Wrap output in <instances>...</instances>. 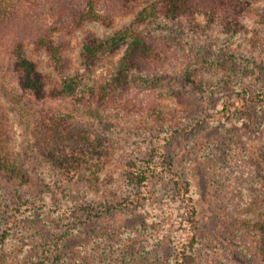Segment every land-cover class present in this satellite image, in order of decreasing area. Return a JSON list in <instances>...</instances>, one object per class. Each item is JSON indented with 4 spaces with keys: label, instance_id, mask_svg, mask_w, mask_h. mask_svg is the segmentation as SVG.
<instances>
[{
    "label": "rangeland",
    "instance_id": "1",
    "mask_svg": "<svg viewBox=\"0 0 264 264\" xmlns=\"http://www.w3.org/2000/svg\"><path fill=\"white\" fill-rule=\"evenodd\" d=\"M251 1L234 24L199 13L147 28L170 43L171 58L136 69L114 102L101 100V85L131 41L107 46L88 67L84 37L109 36L153 0L113 9L114 24L91 20L62 35L64 74L80 77L74 96L41 100L5 63L0 97L29 175L23 186L0 176V235L9 229L0 264H264V0ZM28 51L47 88L61 82L45 49ZM47 112L66 116L58 140L80 145L77 157L87 151L79 162L101 165L51 166L34 139ZM175 179L197 207L193 245Z\"/></svg>",
    "mask_w": 264,
    "mask_h": 264
},
{
    "label": "trees",
    "instance_id": "2",
    "mask_svg": "<svg viewBox=\"0 0 264 264\" xmlns=\"http://www.w3.org/2000/svg\"><path fill=\"white\" fill-rule=\"evenodd\" d=\"M134 1L136 0H0V87L8 81L11 68V71H15L17 83L41 100L49 102L52 99L74 96L80 77L64 74L65 52L70 48V44L68 40L62 39V35L74 33L91 20L102 21L108 25L114 24L113 9L122 10ZM153 1L142 10L135 22L115 30L109 36L98 37L90 31L84 37L82 55L88 67L107 46L121 41H131L120 67L101 85L102 101H116L119 93L131 85L132 73L136 69L150 64L158 67L170 60L173 50L170 43L158 33L150 34L147 28L153 29L155 25L156 31H163L167 28L168 21L176 20L183 15L194 18L199 13L208 15L210 23L219 20L222 24H234L239 20V16L247 11L246 4L252 3L251 0ZM143 24L145 28H141ZM30 45L47 51L51 62L63 75L61 82L47 88L46 75L39 69L28 51ZM5 63L10 68L5 69ZM94 94L92 92V95ZM69 126L70 123L66 121L64 115H50L47 112L38 119L34 139L51 166L64 172H71L73 166L76 170H81L84 164H91L93 167L101 165L91 158L88 159L91 160L90 163L79 162L78 160L84 157V155L77 157L79 155L77 147L80 145L68 146L58 140L62 131ZM83 153L87 155V151ZM26 172L25 163L16 146L15 125L10 109L0 97V176L20 182L23 186L28 181L24 174L28 176L29 173ZM175 184L187 201L186 207L194 230L192 235L194 240L191 244L193 245L197 239V207L189 193V187L182 185L180 179H175ZM8 233L9 229L3 231L0 235L1 242H7ZM261 246V250L264 251V243H261Z\"/></svg>",
    "mask_w": 264,
    "mask_h": 264
}]
</instances>
